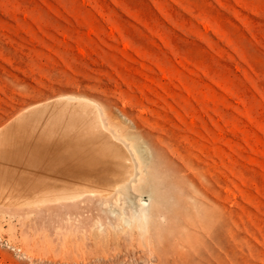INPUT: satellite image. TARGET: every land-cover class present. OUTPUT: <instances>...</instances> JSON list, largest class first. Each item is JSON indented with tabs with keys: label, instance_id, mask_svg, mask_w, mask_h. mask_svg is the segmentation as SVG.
<instances>
[{
	"label": "rangeland",
	"instance_id": "374dc122",
	"mask_svg": "<svg viewBox=\"0 0 264 264\" xmlns=\"http://www.w3.org/2000/svg\"><path fill=\"white\" fill-rule=\"evenodd\" d=\"M67 98L137 181L50 214L10 188L0 264H264V0H0V132Z\"/></svg>",
	"mask_w": 264,
	"mask_h": 264
},
{
	"label": "bare ground",
	"instance_id": "6f19581e",
	"mask_svg": "<svg viewBox=\"0 0 264 264\" xmlns=\"http://www.w3.org/2000/svg\"><path fill=\"white\" fill-rule=\"evenodd\" d=\"M88 105L83 99L53 100L40 108L50 112L46 120L39 119L36 113L40 109L36 108L29 115L33 121L19 120V126L0 132V203L9 198L14 187L22 202H42L46 204L42 212L50 214L68 211L67 201L90 203L97 195L105 201L113 197L115 188L126 192L137 181L139 170L130 149L111 133L100 110ZM29 167L41 174L26 171ZM79 187L83 193L63 197ZM34 198L39 201L33 202ZM57 201L61 202L56 210L47 205Z\"/></svg>",
	"mask_w": 264,
	"mask_h": 264
}]
</instances>
